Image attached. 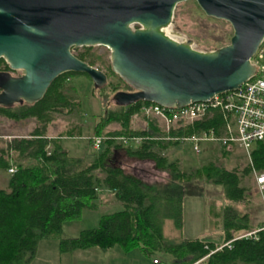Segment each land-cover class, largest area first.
I'll use <instances>...</instances> for the list:
<instances>
[{"label":"trees","instance_id":"trees-1","mask_svg":"<svg viewBox=\"0 0 264 264\" xmlns=\"http://www.w3.org/2000/svg\"><path fill=\"white\" fill-rule=\"evenodd\" d=\"M73 54L101 69L107 76L101 87H94L91 83V94L103 109L92 126L91 135L86 137L89 146L92 135L103 139L96 150L73 155L61 146V134L46 135L52 112L70 113L73 108L79 109L78 102L73 100L74 86L68 78L75 74L88 77L82 72L60 73L43 95L32 103L0 105V115L6 118L20 120L33 117L36 121L27 135L12 137L0 147V169L14 168L8 173L7 189L0 188V264H28L36 252L38 241L47 237L56 238L59 252L118 246L124 252L137 248L145 256L155 251L166 253L170 264H191L198 259L201 260L196 264H264V228L247 236H238L250 228L247 215L232 205L244 196L241 175L249 173L252 167L264 169V141L254 143L250 163L247 162L241 172L216 165L213 159L201 163L194 170H182L176 159L169 160L160 153L179 141L162 137L216 127L222 122L221 113L214 110L209 117L178 120L166 130L146 115L145 127L131 128V115L138 113L142 104L151 102L114 103L111 95L115 91L130 90L131 87L111 71L109 62L96 53L92 45L75 47ZM0 70H10L1 57ZM114 74L115 80L108 78ZM66 89L71 93L65 92ZM113 121L119 124L118 128L104 129ZM119 135H137L141 140L134 146L122 145L114 141V137ZM117 148L122 149V154L111 162L112 152ZM220 152L227 154L230 150L220 147ZM24 159L29 161L23 163ZM136 160L151 161L155 169L164 172L165 178L151 182L144 180L139 173L145 170L134 162ZM95 170L101 171L102 175L97 176ZM201 177L220 184L222 194L228 200L218 210L221 244L227 242L219 248L220 244L209 239L187 237L176 240L163 231L166 219L171 220L173 227L181 228L185 185ZM99 187L110 189L122 207L102 213L94 226L80 229L75 235L62 236L63 222L77 218L82 208L95 205Z\"/></svg>","mask_w":264,"mask_h":264},{"label":"water","instance_id":"water-1","mask_svg":"<svg viewBox=\"0 0 264 264\" xmlns=\"http://www.w3.org/2000/svg\"><path fill=\"white\" fill-rule=\"evenodd\" d=\"M178 1L0 0V57L21 71L0 70V105L38 100L66 71L103 86L106 74L73 54L82 45L109 49L111 71L131 87L111 95L119 105L183 106L236 88L254 73L249 58L264 39V0H195L232 29L227 43L209 51L163 33Z\"/></svg>","mask_w":264,"mask_h":264},{"label":"rangeland","instance_id":"rangeland-1","mask_svg":"<svg viewBox=\"0 0 264 264\" xmlns=\"http://www.w3.org/2000/svg\"><path fill=\"white\" fill-rule=\"evenodd\" d=\"M131 24V27L135 26ZM163 33L175 39L176 41H189V45L200 51H209L228 42V36L232 29L228 21L222 18L205 14L197 5L195 0H181L174 5L171 21L162 28ZM79 47V46H77ZM96 53L109 62V49L104 45H92ZM73 52V50H72ZM98 62V61H97ZM11 74H20V69L9 70ZM117 75V74H116ZM116 75H111L110 79L115 80ZM68 81L74 86L73 100L78 102L79 109L73 108L70 113L52 112L51 120L48 123V131L52 135L61 134V146L73 155H83L90 149L95 150L87 144L86 137L92 133V126L97 121L98 115L102 112V105L99 100L91 94V81L83 74H75L68 78ZM65 92L71 93L66 89ZM106 105H108L106 103ZM146 115H137L132 118V128L140 129L146 125ZM161 126L163 130L169 125H175L176 122L165 124L164 121L154 115L147 114ZM36 125L33 117L20 120H12L0 115V147L12 137L27 135ZM117 122L108 123L104 129L118 128ZM67 134V135H66ZM69 134V135H68ZM137 136V135H136ZM166 136V135H164ZM163 139H167L165 137ZM155 138V136H153ZM115 142L122 143L119 138H114ZM130 146L135 145L127 142ZM138 144V143H137ZM229 153L222 154L220 146L212 142L199 143V150L193 151L192 144L187 141H179L176 145H169L160 151L167 159H176L180 169L188 171L194 170L201 163L208 159H213L216 165L226 169H238L239 172L247 163V157L242 149L232 146ZM122 149H114L110 158L111 162L121 156ZM29 160H22L27 163ZM148 160L134 161L145 171H141V176L146 181H160L165 178L164 172L155 169L152 162ZM12 167V166H11ZM13 168V167H12ZM14 169V168H13ZM126 169H129L126 167ZM8 169H0V188H6V179ZM97 176L102 172L95 170ZM240 184L245 187L244 196L241 200L233 202V206L240 212L247 215L249 231L264 225V206L260 191L257 189L253 177L250 173L243 174L240 177ZM100 188V189H99ZM97 188V192L102 193L94 201L95 205L91 208H82L77 218L63 222L60 234L62 236L75 235L80 229L96 225L99 216L102 213L110 212L121 208L120 202L111 194V190L105 187ZM98 196V195H97ZM222 194L220 184L205 181L204 178L192 179L185 185L182 206V226L173 227L171 220L166 219L163 225L164 234L172 239L187 237H198L209 239L221 245L222 229L219 209L227 203ZM217 212V215L215 213ZM246 231V232H249ZM245 233V232H243ZM85 252L78 254L79 250L60 253L57 250V240L54 237L42 238L38 241L36 252L28 264H146V256L137 248L127 252L121 251L118 247L108 248L109 251L117 253L97 252L100 248H85ZM59 255L61 258L59 259ZM162 260H166L162 256Z\"/></svg>","mask_w":264,"mask_h":264},{"label":"built area","instance_id":"built-area-1","mask_svg":"<svg viewBox=\"0 0 264 264\" xmlns=\"http://www.w3.org/2000/svg\"><path fill=\"white\" fill-rule=\"evenodd\" d=\"M249 61L254 66V73L236 88L214 93L203 101H193L173 108L153 102L142 104L140 111L145 115L154 114L160 117L165 124L178 120L191 121L204 115L209 117L214 110L219 111L222 115V122L216 127L208 126L190 134L164 137L187 141L192 144L195 152L199 150V143L205 141L216 143L225 149H230L232 146L238 147L242 149L247 162L250 163V151L254 143L258 140L264 141V39L250 56ZM114 138L121 139L126 143L125 145H130L127 142L137 144L141 140V137L136 135H119ZM102 139V136L92 135L91 147L96 150ZM7 169L10 172L14 170L12 167ZM249 173L261 193L264 206V169L256 170L252 167ZM263 228L264 225L238 236H247ZM200 260H195L191 264H196ZM152 262H157V259L153 258Z\"/></svg>","mask_w":264,"mask_h":264},{"label":"crops","instance_id":"crops-1","mask_svg":"<svg viewBox=\"0 0 264 264\" xmlns=\"http://www.w3.org/2000/svg\"><path fill=\"white\" fill-rule=\"evenodd\" d=\"M142 115L143 113L139 110V112L138 113H134V114H132L131 115V117H130V127L132 128V122H133V119L132 118H134V117H136L137 115ZM145 117H147V116H145ZM157 125L159 126V127H161L159 124H158V122H157ZM134 128V127H133ZM48 127H46V135L48 136V137H52V136H54V135H52V133H50L49 131H48ZM56 136V135H55ZM147 162H149V161H147ZM100 189V188H99ZM102 193H100V192H97V197H100V195H101ZM111 194H113L112 193V191H111ZM118 200V199H117ZM119 201V200H118ZM120 202V201H119ZM120 206H122V204H121V202H120ZM120 209V208H119ZM117 210V209H116ZM182 211H183V209H182ZM71 236V235H70ZM222 243V242H221ZM114 247H118V246H114ZM111 248H113V247H111ZM119 248V247H118ZM120 250H121V248H119ZM57 250H58V248H57ZM75 250H77V249H75ZM84 250H87V249H83V250H79V251H77V252H79L78 254H81V252H85ZM73 251V250H72ZM122 251V250H121ZM58 252H59V250H58ZM66 252H71V251H66ZM95 252H97V254L100 256L102 253H108V252H113V253H117V251H109V250H107V249H100V250H98V251H95ZM124 252V251H123ZM60 253H63V252H60ZM118 254V253H117ZM162 256H164L165 258H166V260L164 261V260H162ZM61 258V255H59V259ZM153 258H156L157 259V262H152V259ZM169 255L168 254H166V253H162V252H159V251H155V252H153L150 256H146V264H170L169 263Z\"/></svg>","mask_w":264,"mask_h":264}]
</instances>
